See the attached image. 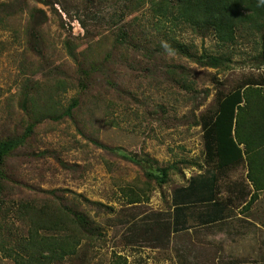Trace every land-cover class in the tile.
I'll return each instance as SVG.
<instances>
[{"label":"rangeland","instance_id":"374dc122","mask_svg":"<svg viewBox=\"0 0 264 264\" xmlns=\"http://www.w3.org/2000/svg\"><path fill=\"white\" fill-rule=\"evenodd\" d=\"M23 1L26 13L0 30V141L26 134L29 97L52 115L1 169L0 264H17L5 254L28 234L18 207L63 198L95 231L55 264H264V197L242 175L246 162L218 171L203 131L218 93L264 73V21L224 46L186 26L157 32L150 5ZM201 55L230 67H203L192 58ZM131 157L168 170V184ZM131 190L145 202L129 205Z\"/></svg>","mask_w":264,"mask_h":264},{"label":"trees","instance_id":"16d2710c","mask_svg":"<svg viewBox=\"0 0 264 264\" xmlns=\"http://www.w3.org/2000/svg\"><path fill=\"white\" fill-rule=\"evenodd\" d=\"M123 1L131 6L127 8L130 13L150 5L151 13L157 21V32L162 30L168 33L169 30L172 33L174 27L186 26L196 33L202 30L211 33L224 46L237 43V33L241 26L248 24L250 28H255L264 21V0ZM27 4L25 6L23 0H0V30H10L9 20L25 14ZM32 12L34 14L37 11ZM32 12L30 11L29 21L26 22L27 28L32 21ZM32 41L30 36V45ZM176 44L188 55L186 52L190 50L187 47L178 42ZM203 56L192 58L198 59L194 61L203 67H230L227 65L229 60L209 56L206 57L209 61H206ZM29 101L30 108L26 112L30 123L26 126V134L0 141V172L6 157L33 134V129L40 121H46L52 115L49 107L37 108L35 96L29 97ZM73 108L75 105L70 107L68 114ZM203 131L206 157L216 162L218 171L246 162L247 179L254 191H264V73L258 79H248L229 93H218L217 109L213 117L203 123ZM129 160L140 165L150 181L155 180L160 187L168 184V170L154 168L146 159L131 157ZM70 194L74 198L81 197L72 192ZM146 195L144 190H131L127 195V203H144ZM255 198L253 195L251 200ZM62 200L63 203L55 199L48 202L47 208H36L30 203H22L18 207V219L28 227V234L18 243L19 251L14 253L12 249L5 254L7 258L17 264H55L78 253L88 233L95 229L86 219L85 209L77 203L71 204L69 198Z\"/></svg>","mask_w":264,"mask_h":264},{"label":"crops","instance_id":"0c3cea01","mask_svg":"<svg viewBox=\"0 0 264 264\" xmlns=\"http://www.w3.org/2000/svg\"><path fill=\"white\" fill-rule=\"evenodd\" d=\"M247 174H248V169H247V173H245V170L243 169L242 175H245L247 177ZM242 182H244V181H242ZM260 193H262V194H260ZM258 194H259L258 198H259V200H261L264 197V191H260Z\"/></svg>","mask_w":264,"mask_h":264}]
</instances>
